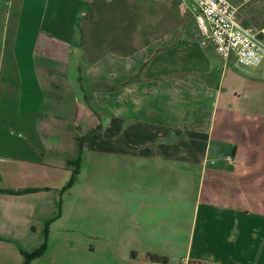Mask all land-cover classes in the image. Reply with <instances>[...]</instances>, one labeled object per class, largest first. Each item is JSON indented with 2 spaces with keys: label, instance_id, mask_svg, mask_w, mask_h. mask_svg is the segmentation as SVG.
<instances>
[{
  "label": "crops",
  "instance_id": "0c3cea01",
  "mask_svg": "<svg viewBox=\"0 0 264 264\" xmlns=\"http://www.w3.org/2000/svg\"><path fill=\"white\" fill-rule=\"evenodd\" d=\"M160 1L0 0V264H264V61L220 63ZM80 140L75 184L119 161L106 201L68 189Z\"/></svg>",
  "mask_w": 264,
  "mask_h": 264
},
{
  "label": "built area",
  "instance_id": "2783aa9c",
  "mask_svg": "<svg viewBox=\"0 0 264 264\" xmlns=\"http://www.w3.org/2000/svg\"><path fill=\"white\" fill-rule=\"evenodd\" d=\"M182 13H191L198 29L225 61L254 68L264 61V26H246L238 18L239 9L229 0H176ZM225 161L233 163V157Z\"/></svg>",
  "mask_w": 264,
  "mask_h": 264
},
{
  "label": "rangeland",
  "instance_id": "374dc122",
  "mask_svg": "<svg viewBox=\"0 0 264 264\" xmlns=\"http://www.w3.org/2000/svg\"><path fill=\"white\" fill-rule=\"evenodd\" d=\"M252 4H254V2L246 3L245 6H249ZM158 11H159L161 24L170 26L171 28L181 26V25H189L190 28L192 29L195 39L204 43L205 39L201 35L198 29V26L195 22V19L191 13H187L188 15L183 14L180 11L177 4H174L172 1L166 4V2L162 0L160 1ZM144 24L146 23L144 22ZM205 45L208 46L209 44L206 43ZM208 49H209L210 55L214 59L224 64V61H225L224 58L218 55V53L215 51L213 47L212 48L208 47ZM231 60H234V59H231ZM85 67L86 65H83L81 67L82 70L85 69ZM118 166H119V161H111V162H108L107 165H104V166H101V162L90 163L89 166L85 168L87 172L84 174L83 177L79 179V182H78L79 186L77 183L75 184L79 188L85 186V188L84 189L82 188L80 191L77 187L78 192H76V197L80 195L78 200L80 201L90 200L89 194L94 193L96 196L95 201H100V202L106 201L104 199V196L106 192H108V190L102 191V188L105 187L109 189L110 187L119 183L120 180H119L118 174H116V171L118 170ZM129 184H131L130 179H129ZM112 195H113L112 200H114L115 197L119 196V193H112Z\"/></svg>",
  "mask_w": 264,
  "mask_h": 264
},
{
  "label": "trees",
  "instance_id": "16d2710c",
  "mask_svg": "<svg viewBox=\"0 0 264 264\" xmlns=\"http://www.w3.org/2000/svg\"><path fill=\"white\" fill-rule=\"evenodd\" d=\"M238 18H239V13H238ZM245 25H247V24H245ZM144 67H146V66H144ZM144 67H143V69H144ZM143 69L141 70V73L143 72ZM132 83H134V80H130L127 84H124L123 87L128 86L129 84H132ZM79 145H80V158L77 160V162H73L71 164V165L76 166L77 169H75L74 175H73L71 181L68 184L69 185L68 189H71L74 186L75 181H76V177L80 173L79 172V169L81 167L82 155H83V150H84L83 149V142H82V140H80V144ZM26 192H30V191L29 190H26V191H22V192H11V193L21 194V193H26ZM46 248H47V246L44 245L41 249H39V250H37L35 252H32V253L23 252L24 257L27 260V262L25 264H29L31 260L41 257L45 253ZM190 264H203V263H200V262H191Z\"/></svg>",
  "mask_w": 264,
  "mask_h": 264
}]
</instances>
